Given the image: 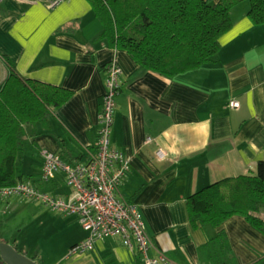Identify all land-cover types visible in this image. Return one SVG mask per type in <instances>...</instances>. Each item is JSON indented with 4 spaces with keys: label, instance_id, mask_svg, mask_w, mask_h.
<instances>
[{
    "label": "crops",
    "instance_id": "1",
    "mask_svg": "<svg viewBox=\"0 0 264 264\" xmlns=\"http://www.w3.org/2000/svg\"><path fill=\"white\" fill-rule=\"evenodd\" d=\"M246 7L234 12L214 60L169 76L142 67L125 49L97 37L102 23L89 0H65L54 7L45 1L0 0V85L8 74L6 55L23 76L72 91L52 111L50 125L39 124L34 142L31 136L26 140L25 178L55 195L71 194L64 172L46 183L39 180L40 151L60 153L64 142L72 154L87 159L95 150L106 66L115 61L122 73L111 144L130 161L117 195L136 204L152 253L203 264L201 246L220 226L193 225L187 196L226 176L256 174L260 162L264 169V24L253 23ZM232 99L238 105H231ZM26 204L38 217L37 238H32L38 239L33 252L38 251L41 264H141L138 248L120 236L69 254V247L87 235L76 214L29 199ZM12 205L11 197L1 199L0 213ZM224 223L235 264H263L264 233L241 214ZM7 240L18 247L20 237ZM24 241L28 254L32 246Z\"/></svg>",
    "mask_w": 264,
    "mask_h": 264
},
{
    "label": "trees",
    "instance_id": "2",
    "mask_svg": "<svg viewBox=\"0 0 264 264\" xmlns=\"http://www.w3.org/2000/svg\"><path fill=\"white\" fill-rule=\"evenodd\" d=\"M239 1L242 0H89L102 23L97 37L105 38L113 47L125 49L142 67L169 76L214 60L221 46V36L233 25L231 9ZM249 2L247 14L251 21L264 24V0ZM3 57L8 74L0 85V186L22 180L35 184L33 179L23 178L16 170L26 140L31 136L34 142L39 124L50 125L52 111L64 103L72 91L25 77L10 57ZM96 151L97 145L92 152ZM59 154L69 163L87 161L91 155L82 159L72 154L64 142ZM40 157V172L35 174L43 181L41 151ZM30 175L33 177L34 173ZM263 206L262 162L256 174L226 176L187 196L188 215L193 225L219 227L227 217L241 214L264 233V215L259 213ZM200 250L203 264H235L228 234L221 227ZM30 256L41 263L38 251ZM260 262L264 264V257ZM0 264H7L1 256Z\"/></svg>",
    "mask_w": 264,
    "mask_h": 264
},
{
    "label": "built area",
    "instance_id": "3",
    "mask_svg": "<svg viewBox=\"0 0 264 264\" xmlns=\"http://www.w3.org/2000/svg\"><path fill=\"white\" fill-rule=\"evenodd\" d=\"M45 1L50 7L65 0ZM121 66L110 61L106 66L105 91L98 113L97 151L87 161L69 163L59 153L43 149L41 178L49 181L57 172H65L67 184L72 187L68 196H58L42 189L31 181L22 180L0 186V199L20 195L40 202L42 205L64 213H75L87 235L73 243L68 253L92 249L96 241L107 236H120L125 244L135 245L144 264H182L163 252L152 253V241L143 227V217L133 202L118 197L117 192L127 173L130 161L124 152L111 144V131L115 118L116 95L120 89ZM231 105H238L232 99ZM158 157H164L162 148Z\"/></svg>",
    "mask_w": 264,
    "mask_h": 264
},
{
    "label": "rangeland",
    "instance_id": "4",
    "mask_svg": "<svg viewBox=\"0 0 264 264\" xmlns=\"http://www.w3.org/2000/svg\"><path fill=\"white\" fill-rule=\"evenodd\" d=\"M245 1V2H244ZM245 3L248 5L247 10L249 9L250 2L249 0H242L237 2L231 9V17L234 20V12L237 14V12L243 8H245ZM28 163L27 161H19L17 163L16 170L18 171V174H22V176L26 177V171L23 172V164ZM20 195H12L11 199L13 201V205L6 209L5 213H0V234L4 233V236L6 239L9 238H15L20 237V240L18 241V247L22 250L26 251V247L24 246V239L27 238L29 241L27 242V245L32 246V250L28 251V254H32L34 251L35 244H37L38 239L33 240L32 237L37 236L36 229H34V225L38 223V217L34 210L29 208V206L26 204V197H22ZM25 199V200H24ZM263 209V208H262ZM261 212V211H260ZM264 212V210H263ZM226 220V219H225ZM224 220V221H225ZM224 221L219 225L221 228L225 230V223ZM37 238V237H35ZM25 247V248H23ZM46 244H44L43 247V256L46 259L47 254L45 253L46 250ZM27 254V253H26ZM50 257V255H49ZM51 258V257H50Z\"/></svg>",
    "mask_w": 264,
    "mask_h": 264
},
{
    "label": "water",
    "instance_id": "5",
    "mask_svg": "<svg viewBox=\"0 0 264 264\" xmlns=\"http://www.w3.org/2000/svg\"><path fill=\"white\" fill-rule=\"evenodd\" d=\"M0 256L7 264H41L13 243L0 239Z\"/></svg>",
    "mask_w": 264,
    "mask_h": 264
}]
</instances>
